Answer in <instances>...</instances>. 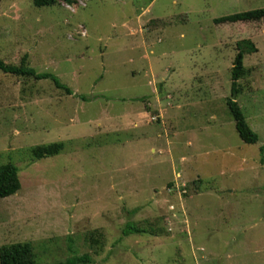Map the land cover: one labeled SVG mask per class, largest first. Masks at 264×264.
Here are the masks:
<instances>
[{
    "label": "rangeland",
    "instance_id": "obj_1",
    "mask_svg": "<svg viewBox=\"0 0 264 264\" xmlns=\"http://www.w3.org/2000/svg\"><path fill=\"white\" fill-rule=\"evenodd\" d=\"M258 9L264 0H0V60L26 55L72 92L0 72V165L21 184L0 199V248L31 243L39 264H264V20L214 22ZM243 40L257 52L233 94ZM229 100L256 144L240 139ZM56 142L58 155L31 159ZM128 223L143 232L122 236Z\"/></svg>",
    "mask_w": 264,
    "mask_h": 264
},
{
    "label": "trees",
    "instance_id": "obj_2",
    "mask_svg": "<svg viewBox=\"0 0 264 264\" xmlns=\"http://www.w3.org/2000/svg\"><path fill=\"white\" fill-rule=\"evenodd\" d=\"M63 2L67 5L75 4V0H32V4L36 8L53 7ZM264 20V9L252 10L242 13H236L230 16L215 19V24H232L237 22H261ZM237 55L233 61L231 69L232 91L238 94L237 82L247 76L248 70L243 65V59L246 54H254L257 48L250 40H243L237 43ZM27 56L24 55L20 60V64H7L0 60V72L5 75L17 78H33L34 80H49L57 90L63 91L66 95H72L71 90L60 83L57 77L49 73H36L34 69L26 65ZM135 101H142L136 99ZM227 107L232 120L235 123L236 131L240 139L246 144H256L259 140L258 135L251 130L242 110L236 101L229 100ZM63 149V143L56 142L48 145L35 146L30 149V157L32 160L52 157L58 155ZM19 170L11 162L0 165V199L8 198L15 195L21 188L18 177ZM143 231L133 224H126L122 230V236L126 237L132 234H140ZM102 238L100 232H93L90 237L91 246L94 247ZM91 260L88 255L74 256L56 264H87ZM0 264H39L36 262L34 248L31 243H14L0 248Z\"/></svg>",
    "mask_w": 264,
    "mask_h": 264
}]
</instances>
